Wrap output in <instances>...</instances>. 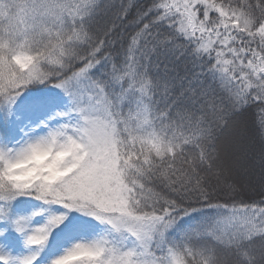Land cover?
Wrapping results in <instances>:
<instances>
[{"label": "snow or ice", "instance_id": "6c2138e0", "mask_svg": "<svg viewBox=\"0 0 264 264\" xmlns=\"http://www.w3.org/2000/svg\"><path fill=\"white\" fill-rule=\"evenodd\" d=\"M0 264H264V0H0Z\"/></svg>", "mask_w": 264, "mask_h": 264}, {"label": "rangeland", "instance_id": "374dc122", "mask_svg": "<svg viewBox=\"0 0 264 264\" xmlns=\"http://www.w3.org/2000/svg\"><path fill=\"white\" fill-rule=\"evenodd\" d=\"M40 87H44V85H40ZM48 87H51V85H48ZM57 92H59L60 90L59 89H57L56 90ZM35 205H34V207H33V209L34 208H38V207H40L41 206V204H40V202L39 201H37L36 203H34ZM32 209V210H33ZM37 219V222H42V220H43V217L41 216V217H37L36 218Z\"/></svg>", "mask_w": 264, "mask_h": 264}, {"label": "trees", "instance_id": "16d2710c", "mask_svg": "<svg viewBox=\"0 0 264 264\" xmlns=\"http://www.w3.org/2000/svg\"><path fill=\"white\" fill-rule=\"evenodd\" d=\"M25 199H27V200H31V198L30 197H28V198H25ZM37 201H35V202H33V203H31L30 205H28V207L27 208H25L24 210L25 211H31L32 209H33V207H34V203H36Z\"/></svg>", "mask_w": 264, "mask_h": 264}]
</instances>
